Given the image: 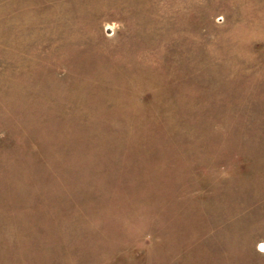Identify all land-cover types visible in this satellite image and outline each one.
Returning <instances> with one entry per match:
<instances>
[{"label": "rangeland", "instance_id": "obj_1", "mask_svg": "<svg viewBox=\"0 0 264 264\" xmlns=\"http://www.w3.org/2000/svg\"><path fill=\"white\" fill-rule=\"evenodd\" d=\"M0 264H264V0H0Z\"/></svg>", "mask_w": 264, "mask_h": 264}]
</instances>
